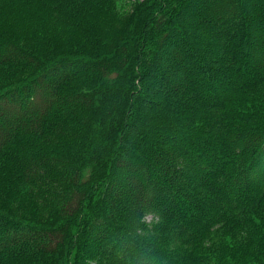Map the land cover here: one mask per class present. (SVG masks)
Instances as JSON below:
<instances>
[{"label":"trees","instance_id":"obj_1","mask_svg":"<svg viewBox=\"0 0 264 264\" xmlns=\"http://www.w3.org/2000/svg\"><path fill=\"white\" fill-rule=\"evenodd\" d=\"M25 1L76 43L0 32L29 70L0 89L2 192L57 210L0 209V264H264V0H153L116 32L104 0Z\"/></svg>","mask_w":264,"mask_h":264},{"label":"rangeland","instance_id":"obj_2","mask_svg":"<svg viewBox=\"0 0 264 264\" xmlns=\"http://www.w3.org/2000/svg\"><path fill=\"white\" fill-rule=\"evenodd\" d=\"M68 1V0H66ZM153 0H104L102 8L96 7L99 16H96L98 21L96 26L98 28L108 30L111 29L116 32L117 29L123 27L125 22L130 18V15L145 3ZM74 2L68 3L71 11L75 10ZM54 4L51 5L50 10L44 8L40 2L33 4L27 3L25 0H0V32L13 36L17 41L26 44L28 47L36 46L37 50L42 51L44 46L51 48V45H58L61 48L65 45L68 49L76 43L72 24L74 21L68 22L60 13V10L52 9ZM96 9V10H95ZM49 11L52 16L45 20V15ZM59 13V14H58ZM60 15V16H59ZM84 25L94 24L93 20L87 19ZM112 31H107L112 33ZM47 38L49 43H45L44 38ZM112 40L111 37L97 42L90 41V46L107 45ZM85 46L88 43H83ZM35 49V50H36ZM38 50V51H39ZM50 49L43 50L48 53ZM29 70L19 67L16 64L0 67V89L9 83L18 80L23 75H27ZM2 162L3 160L0 159ZM13 180V179H12ZM14 181V180H13ZM12 185V181L6 173L2 172L0 168V209L10 212L13 215L23 217L29 221L37 222H52L56 216V206H50L42 201L43 193L41 188H16L10 194H6L4 189ZM151 220V218H149Z\"/></svg>","mask_w":264,"mask_h":264}]
</instances>
